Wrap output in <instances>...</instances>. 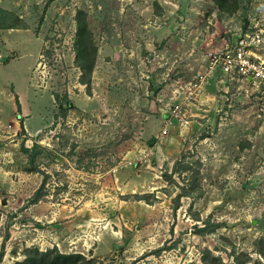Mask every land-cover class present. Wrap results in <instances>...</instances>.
Listing matches in <instances>:
<instances>
[{
    "label": "rangeland",
    "instance_id": "rangeland-1",
    "mask_svg": "<svg viewBox=\"0 0 264 264\" xmlns=\"http://www.w3.org/2000/svg\"><path fill=\"white\" fill-rule=\"evenodd\" d=\"M0 9V264H264V85L197 79L264 0Z\"/></svg>",
    "mask_w": 264,
    "mask_h": 264
},
{
    "label": "built area",
    "instance_id": "built-area-1",
    "mask_svg": "<svg viewBox=\"0 0 264 264\" xmlns=\"http://www.w3.org/2000/svg\"><path fill=\"white\" fill-rule=\"evenodd\" d=\"M252 17L248 16L240 33L229 47H224L209 53V67L205 74L197 76L200 81L206 77L227 86L231 81L239 84L247 83L252 87L264 85V56L260 51L263 38L262 29ZM193 90L188 91L191 97ZM182 106H175L174 110L180 111Z\"/></svg>",
    "mask_w": 264,
    "mask_h": 264
},
{
    "label": "trees",
    "instance_id": "trees-1",
    "mask_svg": "<svg viewBox=\"0 0 264 264\" xmlns=\"http://www.w3.org/2000/svg\"><path fill=\"white\" fill-rule=\"evenodd\" d=\"M1 10V9H0ZM1 12H6L1 10ZM8 13V12H6ZM75 25H76V38L74 41V50H75V62L77 66L81 67L82 70L90 64H87V61L84 62L81 60L86 59L87 54L84 49L86 46L85 39L88 40L87 33L89 30L87 27L86 13L83 10H77L75 14ZM13 24H10L6 21H0V28H11ZM17 103V102H16ZM18 104V103H17ZM19 125L23 128V123L19 121ZM24 151H27V148H22ZM165 179H167L165 177ZM38 194L35 195V199H38ZM32 251V252H29ZM25 258L21 261L16 262L15 264H78L80 254H63L57 251V249H49L45 251H38L37 249H28Z\"/></svg>",
    "mask_w": 264,
    "mask_h": 264
}]
</instances>
